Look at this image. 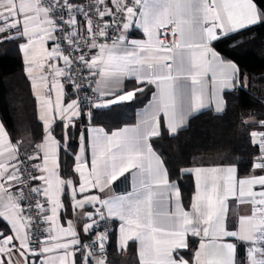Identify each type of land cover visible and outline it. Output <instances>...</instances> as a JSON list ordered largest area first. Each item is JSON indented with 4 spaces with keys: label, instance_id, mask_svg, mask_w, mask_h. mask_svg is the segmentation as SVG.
<instances>
[{
    "label": "snow or ice",
    "instance_id": "snow-or-ice-1",
    "mask_svg": "<svg viewBox=\"0 0 264 264\" xmlns=\"http://www.w3.org/2000/svg\"><path fill=\"white\" fill-rule=\"evenodd\" d=\"M256 26L264 0H0V44L22 52L41 122L28 153L0 124V264H119L130 243L138 264H264V120L242 118L245 168L196 165L173 180L151 143L213 103L223 111L239 69L214 42ZM145 92L136 126H95V110ZM126 174L132 190L113 194ZM181 178L193 182L190 207ZM236 205L246 214L230 226Z\"/></svg>",
    "mask_w": 264,
    "mask_h": 264
},
{
    "label": "trees",
    "instance_id": "trees-1",
    "mask_svg": "<svg viewBox=\"0 0 264 264\" xmlns=\"http://www.w3.org/2000/svg\"><path fill=\"white\" fill-rule=\"evenodd\" d=\"M215 43V49L239 68L240 81L245 88L226 95V108L222 114L203 111L191 117L188 125L174 136L162 133L152 140L153 149L165 162L173 180L180 169L196 165L239 163L245 168L251 152L249 126L242 118L251 117L258 123L264 120V26L245 30ZM136 101L132 109L141 107ZM121 107L95 110V126L111 130L123 124ZM0 120L10 134L12 142H19L24 153L32 151L40 142V121L37 119L36 101L25 75L21 52L14 43L0 44ZM254 125V124H251ZM59 135V132L57 133ZM68 155L60 153L61 167H72L68 158L76 153L78 139L69 141ZM183 201L189 206L193 194L190 178L179 180ZM115 239V237H114ZM112 257H110L111 259ZM119 264H137L133 243L119 258Z\"/></svg>",
    "mask_w": 264,
    "mask_h": 264
},
{
    "label": "crops",
    "instance_id": "crops-1",
    "mask_svg": "<svg viewBox=\"0 0 264 264\" xmlns=\"http://www.w3.org/2000/svg\"><path fill=\"white\" fill-rule=\"evenodd\" d=\"M132 35H133V37L134 38H137V39H143L144 37H143V35H142V33H139V32H136V31H133L132 32ZM216 50V49H215ZM217 51V50H216ZM218 52V51H217ZM219 53V52H218ZM220 54V53H219ZM221 55V54H220ZM222 56V55H221ZM223 57V56H222ZM21 58H22V61H23V66H24V72H25V75H26V77H27V79H28V81H29V83H30V79L28 78V76H27V74H26V65H25V63H24V60H23V54H22V52H21ZM224 58V57H223ZM225 60H227L228 62H232V63H234L233 61H231V60H228V59H226V58H224ZM238 67V66H237ZM239 69V68H238ZM237 80H238V83H237V85H236V87L234 88V90H229V91H224V92H222V93H220V95L223 97V101H224V105H223V111H221V112H217L216 111V107H215V103H213L210 107H206V108H204V109H202L201 111H199L198 113H200V112H203V111H212L214 114H222L224 111H225V108H226V95L227 94H229V93H231V92H234V91H236V90H238V89H243V88H245V83H243V82H241L240 81V75H239V73H238V76H237ZM126 83H127V81H126ZM30 86H31V83H30ZM93 87H95V85L93 84ZM128 87H131V84H128ZM31 91H32V94H33V97L35 98V96H34V90L32 89V87H31ZM209 91H211V89H209ZM145 96H147V92H145V93H143V94H138L137 95V98L136 99H134L133 101H131V102H126V103H123V104H120V105H115V106H112V107H110V108H107V109H101V110H108V109H111V108H115V107H122L123 106V108L121 109V115H120V118L122 119V121H123V124H121L120 126H118V127H116V128H113V129H111V130H107L106 129V127H103V126H96V127H98V128H103L104 129V131L105 132H108V133H110V132H112V131H115V130H117V129H122V128H124V127H134V126H136L139 122H140V117H141V114L144 112V110L147 108V106H148V102H149V100H150V93H149V95H148V98H147V100L145 101V103L141 106V107H139V108H137V109H132V107H130V106H128V105H131L132 103H134V102H136V101H138V102H140V101H144L145 100ZM55 98V96H54V94H53V99ZM35 101H36V99H35ZM36 111H37V119H38V102L36 101ZM198 113H196V114H198ZM196 114H194V115H196ZM194 115H192V116H194ZM192 116H190L189 117V119H188V121H187V123H186V125L184 126V127H182L181 129H183V128H185L187 125H188V123H189V120L191 119V117ZM0 124H2V122H1V120H0ZM249 124H258L257 122H256V120H254V119H251L250 121H249ZM180 129V130H181ZM180 130H178V131H180ZM256 130H259V129H256ZM7 132V131H6ZM162 133H166L167 135H169V136H174V135H176V134H170L169 132H168V130H167V128H166V126L165 127H163L162 128V132H161V134ZM157 138V137H156ZM77 139H78V136H77ZM154 139V138H153ZM151 143H152V141H151ZM155 151V150H154ZM79 152V142H78V146H77V151H76V153H78ZM156 152V151H155ZM157 153V152H156ZM158 154V153H157ZM159 155V154H158ZM160 156V155H159ZM89 158H90V153H89ZM37 183H39V182H37ZM132 190V182H131V177L130 176H128V174H126V176L125 177H121L120 179H118L116 182H114V184L112 185V193L113 194H115V195H123V194H127L128 192H130ZM183 203H184V201H182ZM185 204V203H184ZM230 204H231V201H230ZM189 207H190V203H189ZM244 214H246L242 209H241V207L239 206V205H236L235 207H232L231 209H230V212H229V215H228V222H229V225L231 226L232 224H234L236 221H237V219H238V216L239 215H244ZM68 219H71L73 222H75V220H76V217H75V214H72V215H70V216H68L67 217V219H65V220H63V221H58L60 224H61V226H64V227H66L67 226V220ZM131 244V243H130ZM134 244V243H133ZM135 245V248H136V262H137V264H138V245L137 244H134Z\"/></svg>",
    "mask_w": 264,
    "mask_h": 264
},
{
    "label": "built area",
    "instance_id": "built-area-1",
    "mask_svg": "<svg viewBox=\"0 0 264 264\" xmlns=\"http://www.w3.org/2000/svg\"><path fill=\"white\" fill-rule=\"evenodd\" d=\"M92 87H93V85H92ZM81 95H83V93ZM23 195L25 197V199L23 201V205H27L29 203L30 199H31V194L29 192H27V190H25V192L23 193ZM23 205H22V207H23Z\"/></svg>",
    "mask_w": 264,
    "mask_h": 264
}]
</instances>
